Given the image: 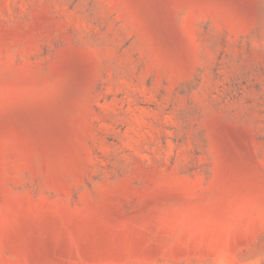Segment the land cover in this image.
I'll return each mask as SVG.
<instances>
[{"label": "rangeland", "instance_id": "1", "mask_svg": "<svg viewBox=\"0 0 264 264\" xmlns=\"http://www.w3.org/2000/svg\"><path fill=\"white\" fill-rule=\"evenodd\" d=\"M0 264H264V0H0Z\"/></svg>", "mask_w": 264, "mask_h": 264}]
</instances>
